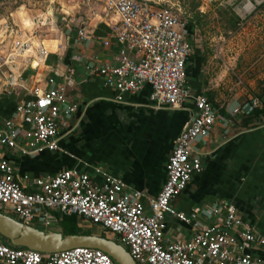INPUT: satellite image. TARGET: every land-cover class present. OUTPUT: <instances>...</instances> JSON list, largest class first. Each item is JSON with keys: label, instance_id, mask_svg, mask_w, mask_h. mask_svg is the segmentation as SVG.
<instances>
[{"label": "built area", "instance_id": "built-area-1", "mask_svg": "<svg viewBox=\"0 0 264 264\" xmlns=\"http://www.w3.org/2000/svg\"><path fill=\"white\" fill-rule=\"evenodd\" d=\"M98 1L108 36L118 48L113 63L92 66L91 71L115 91V100L144 84L155 106L179 107L192 100V115L174 137L167 156L164 182L155 196L143 199L140 190L98 167L93 168L98 182L84 170L66 168L35 176L31 179L34 190L27 192L13 179L12 165L0 155V212L42 226L53 222L49 211L76 215L81 227L98 225L107 230L113 240L126 246L136 264H264V233L242 220L232 203L220 200L187 213L170 204L200 170L199 156L190 154L191 141L206 136L217 117L208 99L191 94L186 84L185 63L191 52L186 21L148 0ZM76 35L85 38L83 28ZM101 42L107 45L108 39ZM35 52L42 55L44 51L38 47ZM7 82L12 83L10 77ZM68 82L48 77L44 87L33 86L31 97L16 103L12 116L3 119L0 149L21 154L57 149L58 128L76 109L67 94ZM248 102L252 108L259 107L256 97ZM165 216L188 225L190 235L167 233ZM0 264L114 263L105 252L86 246L39 252L0 242Z\"/></svg>", "mask_w": 264, "mask_h": 264}, {"label": "crops", "instance_id": "crops-1", "mask_svg": "<svg viewBox=\"0 0 264 264\" xmlns=\"http://www.w3.org/2000/svg\"><path fill=\"white\" fill-rule=\"evenodd\" d=\"M69 20L70 30H57L54 38L27 37L32 41L37 37L38 47L45 51L42 55L34 51L13 83L7 82L10 71H0L4 76L0 77V125L12 116L16 103L31 97L33 86L44 87L48 77L69 80L67 94L76 109L58 128L57 149L21 154L16 149L2 148L0 155L12 165L13 179L27 192L34 190L31 179L35 176L66 168L84 170L93 182H98L100 177L93 173V168L98 167L140 190L143 199L155 196L165 179L164 165L173 139L192 115V100L186 99L179 107L155 106L148 96L149 86L144 84L133 93H123L116 101L115 91L104 86L91 71L92 66L114 62L118 45L108 36L107 25L100 13L90 12V8L83 17ZM65 26L69 29L68 23ZM78 28H83L85 38L77 37ZM105 39L107 45L101 42ZM192 51L185 63L186 84L191 94L208 99L217 117L206 136L191 141L190 154L199 156L200 170L170 204L176 211L187 213L195 206L230 202L242 220L264 233V115L252 117L244 125L241 121L247 113L240 107L248 99L239 102L223 98L201 69V50ZM260 106H264V97ZM53 212L49 211L53 222L45 229L59 226ZM165 223L166 232L172 236L190 235L189 226L174 217L165 216ZM79 228L89 234L102 232L98 225Z\"/></svg>", "mask_w": 264, "mask_h": 264}, {"label": "rangeland", "instance_id": "rangeland-1", "mask_svg": "<svg viewBox=\"0 0 264 264\" xmlns=\"http://www.w3.org/2000/svg\"><path fill=\"white\" fill-rule=\"evenodd\" d=\"M148 1L190 23L187 38L191 54L194 48L201 50L204 55L201 69L223 98L240 102L256 97L261 102L264 97L260 90L264 80V0ZM89 8L90 12L101 13L98 0H0V71L8 73L9 62L18 63L12 68L15 74L17 68L22 71L29 54L39 46L37 37L34 41L27 37L36 35L46 39L54 38L57 30L68 32L69 19L83 17ZM67 23L69 29L65 26ZM22 53L27 55L21 56ZM32 224L42 230L46 228ZM48 228L60 230L57 225Z\"/></svg>", "mask_w": 264, "mask_h": 264}, {"label": "water", "instance_id": "water-1", "mask_svg": "<svg viewBox=\"0 0 264 264\" xmlns=\"http://www.w3.org/2000/svg\"><path fill=\"white\" fill-rule=\"evenodd\" d=\"M243 113H248L252 106L244 102ZM0 236L7 239L11 246H20L39 252H54L74 246H86L105 252L114 264H136L128 251L109 237L95 234H63L50 229H39L0 212Z\"/></svg>", "mask_w": 264, "mask_h": 264}, {"label": "trees", "instance_id": "trees-1", "mask_svg": "<svg viewBox=\"0 0 264 264\" xmlns=\"http://www.w3.org/2000/svg\"><path fill=\"white\" fill-rule=\"evenodd\" d=\"M187 25H190V23H186V26ZM188 32H189V30H188V26H187V37L189 35ZM260 90H261V94H264V80L262 82ZM243 115H244V118L241 122L244 125H246L250 122L252 117H255L258 115H264V106H260L259 108L253 107L249 113L243 114ZM53 214L55 215V217L58 218V223L60 226V232L61 233H63V234H68V233L69 234H89L88 231L82 230L78 227V217L76 215H73V214H71V215H59L56 212H53ZM103 230H105V229H103ZM105 232H108V231L107 230L102 231L99 233V235L113 239V236L107 235ZM2 238L3 237L0 236L1 242H4V240H5L6 241L5 244L10 245L7 239L3 238L4 239L3 240Z\"/></svg>", "mask_w": 264, "mask_h": 264}, {"label": "bare ground", "instance_id": "bare-ground-1", "mask_svg": "<svg viewBox=\"0 0 264 264\" xmlns=\"http://www.w3.org/2000/svg\"><path fill=\"white\" fill-rule=\"evenodd\" d=\"M246 12H250V11H246ZM24 52H30L29 50H25ZM27 54L26 53H22L21 54V56H26ZM29 56L31 57V54H29ZM8 64V69H9V71H10V81L13 83L14 82V80H16V76H17V74H18V68H17V73L15 74V72H14V70L12 69V66L14 65V64H17V66H18V63H7ZM35 63H33V65H34Z\"/></svg>", "mask_w": 264, "mask_h": 264}]
</instances>
